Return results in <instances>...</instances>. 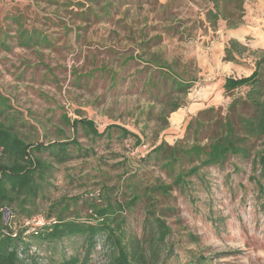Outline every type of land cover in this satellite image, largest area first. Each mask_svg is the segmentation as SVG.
<instances>
[{"label":"rangeland","instance_id":"rangeland-1","mask_svg":"<svg viewBox=\"0 0 264 264\" xmlns=\"http://www.w3.org/2000/svg\"><path fill=\"white\" fill-rule=\"evenodd\" d=\"M158 2H169L166 25L171 22L182 34L164 38L152 51L160 50L180 77L193 75L197 80L184 106L173 113H168L166 103L169 83L158 73L140 61L119 66L120 57L137 54L126 28L97 26L74 42L70 34L65 37L36 18L34 26L55 40L52 48H18L10 38L8 50L0 45V95L7 100L1 120L33 145L71 139L78 144L63 164H56L49 151L33 152L52 165L35 201L38 212L43 215L54 204L56 210L67 206L69 219L79 216L85 221L92 205H111L115 214L110 227L128 247L143 248L149 264H264V177L260 190L252 179L258 173L251 158L231 157L222 167L203 168L184 187H173L166 195L150 189L172 179L153 161L142 160L161 141L190 144L189 120L208 108L224 115L231 99L243 94L244 89L224 93L222 84L226 77L248 76L254 60L245 56L240 64L223 62V44L235 39L264 53V0H244L242 27L229 30L219 21L214 32L204 21L207 0ZM25 3L0 0V23L6 24L15 4ZM129 6V16L139 21L148 16L150 26L155 24L152 6L144 0ZM166 25L158 23V31ZM143 26L136 27L135 37ZM146 31L148 38L156 34ZM103 65L116 71L114 81L102 71ZM77 118L91 120L99 133L109 125L123 127L141 143L136 146L133 138L116 129L101 138L87 135L81 127L72 131L70 121ZM156 219L168 229L163 242L156 239ZM96 240L87 264H108L114 248L105 235ZM86 249L84 238L76 237L41 244L39 250L49 264H59L64 256L83 260Z\"/></svg>","mask_w":264,"mask_h":264},{"label":"trees","instance_id":"trees-1","mask_svg":"<svg viewBox=\"0 0 264 264\" xmlns=\"http://www.w3.org/2000/svg\"><path fill=\"white\" fill-rule=\"evenodd\" d=\"M13 1V0H11ZM23 6L15 4L13 11L6 16V24L0 23V45L8 50L10 44L16 47L47 50L53 47L54 39L43 29L35 27V19L50 23L62 32L71 35L74 42H80L90 29L97 26H112L113 29L126 28L127 38L137 54L122 56L119 66L140 61L145 67L158 73L162 81L169 83L166 103L168 113H173L185 104L186 96L196 77L184 79L153 47L161 45L166 37L181 35L182 31L168 22L169 2L160 4L158 0H144L152 6L153 18L150 26L148 16L139 21L136 15L129 16V5L142 0H24ZM210 7L206 10L204 21L212 31L217 30L219 21H224L226 28L235 30L244 25V0H207ZM17 5V6H16ZM33 18H29L30 15ZM30 20L29 23L27 21ZM150 22V23H151ZM161 32L158 23H164ZM144 26L134 36V30L140 24ZM151 23V24H152ZM147 29L156 34L148 38ZM117 34V32H113ZM223 62L240 64L245 56L254 60L253 70L248 76L224 78V93L244 89L242 95L233 97L224 115L214 108L199 112L198 117L189 120L186 130H193L190 144L175 143L168 145L161 141L144 157L143 161H153L169 176L170 184L152 186L151 192L168 194L173 187H184L187 179L195 177L200 170L209 167H222L231 158L249 160L258 176L252 178L262 190L260 179L264 177V53L251 50L245 44L229 39L223 44ZM103 72L115 79L116 71L108 65L101 66ZM7 100L0 95V264H49L40 253L41 244H56L64 239L82 237L87 243L86 255L80 260L77 255L63 257L59 264H87L89 252L96 246L97 237L105 235L113 249L108 264H149L145 263V251L139 245L128 247L122 236H117L110 227V216L115 214L111 205L105 208L92 205L89 219L80 221L79 216L69 219L67 206L56 210L51 206L45 214H39L36 199L46 181L50 163L33 156V152L49 151L56 164H63L71 158V148L78 147L74 139L52 142L49 144H30L20 137L8 123L3 122V109ZM69 122L70 120L67 119ZM72 131L81 127L87 135L94 138L109 136L112 129L119 130L125 138L134 139V144L141 143L140 138L123 127L109 125L99 133L91 120L73 119ZM60 205V204H58ZM120 209V207H118ZM42 219L41 225H34L36 218ZM21 219V220H19ZM20 221V222H19ZM90 221H94L93 224ZM158 224L157 241L163 242L168 233L167 227L156 219ZM156 248V246H155ZM151 255L155 249L150 246ZM153 264V263H151Z\"/></svg>","mask_w":264,"mask_h":264},{"label":"built area","instance_id":"built-area-1","mask_svg":"<svg viewBox=\"0 0 264 264\" xmlns=\"http://www.w3.org/2000/svg\"><path fill=\"white\" fill-rule=\"evenodd\" d=\"M34 225H41L42 224V219L40 217L36 218L35 221L33 222Z\"/></svg>","mask_w":264,"mask_h":264}]
</instances>
